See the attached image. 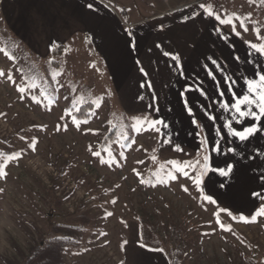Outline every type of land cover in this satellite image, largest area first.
Here are the masks:
<instances>
[{"label": "rangeland", "instance_id": "1", "mask_svg": "<svg viewBox=\"0 0 264 264\" xmlns=\"http://www.w3.org/2000/svg\"><path fill=\"white\" fill-rule=\"evenodd\" d=\"M134 1L136 14L147 12V0ZM152 1L170 8L168 0ZM209 5L248 25L255 19L264 30V0ZM3 29H10V45ZM0 71V167L7 173L0 177V264L20 260L41 231L80 212L90 213L92 222L82 227L81 243L65 252L66 264H126L124 244L150 225H157L162 253L169 254V214L187 252L180 264H264V216L253 222V215L226 212L205 200L193 182L203 158L160 151L158 134L144 123L154 120L124 113L106 70L86 46L74 41L57 58L35 53L6 24L0 7ZM86 102L93 109L80 120L77 110ZM109 134L116 139L104 143ZM17 154L19 160L10 159Z\"/></svg>", "mask_w": 264, "mask_h": 264}, {"label": "crops", "instance_id": "2", "mask_svg": "<svg viewBox=\"0 0 264 264\" xmlns=\"http://www.w3.org/2000/svg\"><path fill=\"white\" fill-rule=\"evenodd\" d=\"M209 1L168 0L170 8L166 9L161 3L147 0L143 5L148 10L142 14H136L138 9L134 4L137 1L134 0H0V7L6 24L35 53L51 54L54 47L70 45L74 41L86 46L91 55L99 58L102 63L120 107L127 116L151 117L154 121L168 123V129L156 125L161 129L160 132L156 131L160 151H173V155H177L175 157L188 156L197 159L203 158L209 152L207 146L200 145V139L209 134L207 125L211 122L205 113L220 114L217 87L219 91L226 89L221 78L250 76L253 66L244 62L248 51L246 42L264 44L261 37L264 30L255 24V19L251 20V25L247 21L243 22V19L235 22L236 31L240 35L232 31L231 25H220L206 15L183 22L198 2L209 4ZM89 3L93 5L92 9L87 7ZM119 5L124 8L125 14L117 8ZM196 11L200 9L197 8ZM214 11L224 19L230 20L233 17L231 12L226 14L215 8ZM241 22L248 27L247 32L241 29ZM220 29L222 31L218 37L217 30ZM126 30L133 33L132 39L137 45L135 50L128 46ZM156 44H161L162 48H156ZM164 51L179 54L184 76L173 66L172 60L163 55ZM232 56L241 57L239 64L232 62ZM206 57H213L224 66L223 72L214 73L217 76L216 82L206 75L205 64L211 67ZM137 61L140 63L137 64ZM260 63L264 64V58L260 59ZM140 67L145 69L147 76L140 72ZM185 81L193 89L202 85L207 96L195 91L184 92L182 85ZM148 82H151V87L147 86ZM242 88L243 80L239 79L236 91L239 93ZM153 97L156 99L153 100ZM184 99L189 101L188 106L192 108L197 122L205 125L199 139L195 135L198 129L191 124L184 107ZM224 99H228L227 95ZM152 105L158 107L159 111ZM216 126L219 127V122ZM168 132L172 134L171 144L165 142ZM211 135L215 136L214 130ZM257 146L264 153V137L253 138L246 145H240L238 151L242 155L235 158L240 163L235 164V160L232 161L235 168L253 165L248 169V175L256 176V180L229 179L224 187H220L219 183L209 187L203 185L206 195H213L214 189L224 193L219 197L213 195V199L227 212L254 215L264 207V198L257 199L249 193V190L264 193V181L258 179L264 173V154L252 159ZM176 147L182 151L175 150ZM226 147H235V144H227ZM226 158L213 155L212 160L215 163ZM203 180L206 183L207 178ZM228 184L233 185L231 190L228 189ZM135 236L124 244L126 264L149 260L150 264H170L164 253L142 249L140 236Z\"/></svg>", "mask_w": 264, "mask_h": 264}, {"label": "snow or ice", "instance_id": "3", "mask_svg": "<svg viewBox=\"0 0 264 264\" xmlns=\"http://www.w3.org/2000/svg\"><path fill=\"white\" fill-rule=\"evenodd\" d=\"M89 9L93 8V5L89 3L87 5ZM200 9V11H196V9ZM123 11V9H121ZM207 16L210 19H214L216 22H218L220 25L229 24L232 26V31L236 33V35H240L239 32L236 31V21H242L241 17L233 16L232 19H224L219 14H216L214 9H212V6L207 4L206 2H198L193 8L192 11L188 14L187 17L184 18L183 22L187 23L189 19L195 20L197 17H203ZM241 29L243 31L247 32L248 27L244 23H240ZM161 31H163V26L161 25ZM222 29L217 30L218 37L220 36V32ZM128 35V46L132 50H135L137 45L135 41H133L132 36L133 33L126 30ZM227 39V37H224ZM248 51L246 53V56L244 58V62L247 64H251L253 67L251 69V75H240L237 79H234L233 76H224L221 78L222 82L226 85L225 91H219V88L217 87L218 92V98L220 100V103L218 105L219 108V115H212L211 113H205L208 121L211 123L207 125L209 128V134L205 135L203 139H200V145L207 146L209 148V152L203 157L204 164L203 168L201 169L199 173L198 178H194L193 182L198 190L203 191V188L201 185L203 184L204 187L212 186L216 183H219L220 187L225 186L226 180L229 179H235L236 181H254L257 179L256 176H249L248 175V169L253 167V165H247L245 167L241 168H235V164H239L240 160L235 159L237 156L242 155L241 152L238 151L240 148V145L247 144L251 141L253 138L257 137H264V64L260 63V59L264 58V44H257L253 42H246ZM156 48H162L161 44H156ZM151 50V49H149ZM163 55L166 57H169L172 62L173 66L177 69V71L180 73L181 76H184L183 71V64L180 63V56L179 54H174L170 51H164ZM248 57H252V59H248ZM232 62L239 64L241 61L240 56H232L231 57ZM206 60L210 61L211 67H209L208 64H205L206 69V75L211 78L213 82L217 81V76L214 74L217 71L223 72L224 66L221 65L217 59H214L213 57H206ZM140 62L137 61V64ZM140 72L147 76L148 73L145 71L143 67H140ZM5 75L2 71H0V76ZM7 79L9 81H12V77L8 76ZM243 80V88L238 93L236 91V87L238 84V80ZM144 86V85H141ZM148 87H151V82H148ZM182 88L184 89V92H198L202 96H207V91L203 90L202 85H197L195 89H193L192 85H188L187 81H185V84L182 85ZM18 91L20 93H24V88H19ZM183 95V93H181ZM225 95H227L228 99H224ZM156 97H153V100H155ZM32 100L35 101V96L32 97ZM38 103V101H37ZM189 101L187 99H184V107L187 111L188 116L190 117L191 124L198 129V131L195 132V135L199 139L201 136V133L205 130V125L198 123L197 119L195 117V114L191 107L188 106ZM156 111H159L158 107H155V105H152ZM226 114V116L224 115ZM71 115V114H70ZM139 122V121H138ZM217 122H219V127L216 126ZM144 123L148 124L151 123L154 130L157 132H160V128L156 127V125H162L164 129H168L169 125L168 123L156 120V121H149L147 118H144ZM239 126V127H237ZM60 128L57 127V131H59ZM215 131V136L211 135V131ZM64 131H67V127H64ZM167 140L166 143L171 144L172 143V134L171 132L166 133ZM189 135H192V133H189ZM216 137H219V139H216ZM227 144H235V147H226ZM33 150H35V146L33 145ZM177 151H182L179 147H176ZM231 154V155H230ZM262 153L259 150V146H257V150L255 152V155L252 157V159H255L256 157L262 155ZM94 155L99 156V153H94ZM213 155L217 157H227L226 159L218 160L215 163H213L212 157ZM10 159L19 160L20 155H14L10 157ZM235 160V164L232 162ZM200 161H196V165H199ZM186 167H194L191 163L186 165ZM258 167V165H257ZM177 172H181L185 177L189 176V173L184 168H178L176 169ZM171 180H176L177 176L168 173ZM0 177L6 178L7 173L3 170V167H0ZM206 177L207 181L202 179ZM215 177H223L225 179H214ZM261 181H264V173H261V175L258 177ZM143 182V181H141ZM228 189L231 190L233 187L232 184L227 185ZM185 192L188 191V188L183 189ZM2 191V189H0ZM250 195L256 197L257 199L264 198V193L256 192L253 190H249ZM213 195L219 197L224 195V193H220L218 189H214ZM213 195H205L204 199L209 201L210 203H216V200L213 199ZM257 216H264V207H261L253 216L252 221L254 222L257 218ZM227 231H230V229H225ZM142 249H146L147 252H163V249H154L149 248L146 245H140ZM133 264H150L149 261H143V262H133Z\"/></svg>", "mask_w": 264, "mask_h": 264}, {"label": "trees", "instance_id": "4", "mask_svg": "<svg viewBox=\"0 0 264 264\" xmlns=\"http://www.w3.org/2000/svg\"><path fill=\"white\" fill-rule=\"evenodd\" d=\"M1 33L3 37L6 38V44L10 45V43H12L11 41H13L11 32L7 29H3L1 30ZM66 48L67 45L56 46L51 54L54 58H57L66 51ZM91 109H93L91 102L83 103L77 110L76 117L80 120L88 119L90 117ZM115 139V134H109L105 138L104 143L111 142ZM0 152H2L1 149ZM75 217L76 219L66 218L65 222L53 225L49 231H41L40 240L30 248L29 252L25 253L24 251H21L20 260L16 262L6 261L9 264H66L64 256L65 252L69 249L75 248L81 243L83 240L82 227L88 226L92 222V216L90 213L80 212ZM75 220L80 222V225L75 224ZM139 221L142 225L146 224V221L142 217ZM168 224L170 227V233L168 235L170 251L169 254L166 253V255H170V258L167 256L170 264H180L187 254L185 251V243L181 239L182 236L179 232L180 226L175 221L172 214H169ZM142 227L143 226H140L139 233L141 244L146 245L149 248L163 249V252L165 253L164 242L159 239L157 234V225ZM147 242H151L152 246L147 245Z\"/></svg>", "mask_w": 264, "mask_h": 264}]
</instances>
